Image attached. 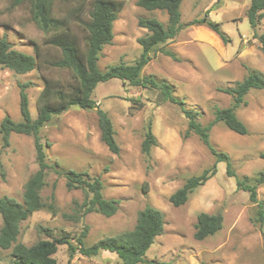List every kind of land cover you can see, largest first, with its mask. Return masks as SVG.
Here are the masks:
<instances>
[{
	"label": "rangeland",
	"instance_id": "374dc122",
	"mask_svg": "<svg viewBox=\"0 0 264 264\" xmlns=\"http://www.w3.org/2000/svg\"><path fill=\"white\" fill-rule=\"evenodd\" d=\"M136 1L125 0L114 24L113 43L104 46L98 62L102 70L114 64H132L139 58L143 47L138 38L147 33L138 24L140 17L155 16L168 22L166 11H150ZM250 1H231L232 6L226 9L225 0H184L181 23L188 25L152 53L141 73L142 77L156 80V85H130L111 78L100 82L94 90L96 108L72 106L53 115L40 129L47 161L58 164L56 168L99 176L104 197L118 199L119 209L111 216L98 212L82 215L80 204L86 192L81 188L68 189L66 177L50 168L41 195L53 208L46 206L23 220L18 242L30 246L39 239L63 234L76 242L75 237L87 227L84 241L91 245L103 237L132 229L138 212L151 205L163 212L165 227L146 253L148 262L140 264H264V224L257 218L259 205L252 201L248 191L238 187V178L254 183L264 170V91L251 89L245 97L247 102L236 110L249 128L247 134L236 133L222 122L210 130L212 145L229 154L235 175L228 173L226 161H218L215 175L197 187L184 204L175 206L170 201L171 194L190 176L211 168L216 158L196 133L185 136L189 119L183 106L171 101L162 87L163 83H171L173 95L183 100L185 108L197 111V119L205 125L213 120L215 106L226 107L233 101L230 94L220 89L242 80L247 68L264 74V50L253 42L252 33L258 32V27L254 29L245 16L243 20L233 18L242 17ZM207 6L212 9L209 18L231 38L230 43H224L205 25H190L206 14ZM90 9L89 4L84 20L89 19ZM73 26L83 41L86 31L79 23ZM260 30L264 32V20ZM50 33L31 20L27 5L10 11L8 2L0 0V37L6 35L13 48L37 59V67L26 73L0 66V123L5 115L16 121L22 119L20 84L30 82V110L36 117L44 77L55 84L70 79L69 72L51 65L61 57V49L48 42L52 38ZM164 49L175 51L179 59L166 54ZM97 108L105 110L112 119L119 153L112 152L101 139ZM149 127L157 143L145 153L142 142ZM37 169L33 135L13 132L10 144L4 146L0 133V197L22 201L25 183ZM257 192V199L264 205V184L258 186ZM200 212L220 213L223 217L221 228L204 239L195 237ZM1 226L0 214V229ZM11 251L12 247L0 248V264H14ZM68 252L67 244L58 246L57 264L119 262L116 253L102 250L90 257L77 251L69 263Z\"/></svg>",
	"mask_w": 264,
	"mask_h": 264
},
{
	"label": "trees",
	"instance_id": "16d2710c",
	"mask_svg": "<svg viewBox=\"0 0 264 264\" xmlns=\"http://www.w3.org/2000/svg\"><path fill=\"white\" fill-rule=\"evenodd\" d=\"M8 10H13L20 5H27L31 20L36 26L51 32V44L61 49V57L53 61L51 65L60 70L69 72L70 79L65 83L56 84L48 77H44L45 86L41 91L38 112L32 116L27 88L30 82L20 84V112L22 119L14 120L5 115L0 123V133L4 146L10 144V136L21 133L34 136L36 159L38 169L25 183L22 201L10 196L0 197V214L2 226L0 229V248L12 247L11 255L14 264H57L55 253L59 245L67 244L69 250V263L77 251L85 256L97 255L100 251H110L117 254V264H140L148 262L146 253L155 242L157 236L164 231V214L158 208L151 205L145 206L138 212L136 224L132 229L119 232L114 235L103 237L91 245H87L84 237L87 235V227L72 242L68 235L52 236L51 238L39 239L28 246L18 242L20 223L27 219L35 211L46 206L53 208V204H46L41 191L46 184V177L50 168L64 175L67 179L68 189L81 188L86 192L84 201L80 204L82 215L90 212L102 213L105 216L115 214L119 209L118 199H108L103 195V181L99 176H93L88 171L75 169L56 168L58 164H50L47 161L45 144L40 136V129L51 120L53 115L60 114L72 106L83 109L96 108L97 102L93 98V92L100 82L111 78H119L130 85L146 86V83L156 85V80L142 77L143 68L152 58L160 45L168 43L179 34L180 30L187 26L181 23V5L184 0H137L136 4L147 10H164L168 14L167 24L155 16L140 17L138 24L147 29V33L138 38L143 51L139 58L132 64L119 63L110 65L102 70L99 59L105 45L113 43L114 24L122 11L125 0H6ZM89 19L83 18L87 12ZM210 9L201 18H196L190 25H205L219 35L224 43L231 42V38L221 30L219 24L209 18ZM247 17L251 26L256 29L264 16V0H252L247 9ZM79 23L86 31L83 41L79 40L74 24ZM257 38L264 50V32L255 31ZM84 42V43H83ZM38 54L39 49L35 47ZM164 52L174 59H179L178 54L171 49ZM0 66L9 68L16 73H26L37 67L36 56L12 47L7 36L0 37ZM246 76L237 81L234 86L220 89L232 96L231 105L226 107H214V118L207 124L200 122L198 112L184 107L183 100L176 98L172 93L171 83H163L162 87L166 96L173 102L183 106V111L188 117V129L185 136L191 132L196 133L206 144L216 161L211 168L204 169L198 175H192L185 183L170 196V201L175 206L184 204L190 194L199 186L204 185L217 172V162L226 161L227 171L235 175L232 161L227 152L217 150L210 141V130L218 122H222L230 130L247 134V124L237 115V108L246 103V95L253 89H264V74L255 69L247 68ZM98 125L101 130V139L114 153L120 152V146L115 138V129L108 113L97 108ZM157 143L156 137L148 128L142 149L149 153L152 146ZM248 178L239 179L238 187L248 191L253 202L259 205L257 218L264 224V205L257 199L258 186L264 184V170L260 171L254 183H249ZM53 198V196H52ZM74 217V216H70ZM223 222L220 213L200 212L197 216L195 237L204 239L217 232Z\"/></svg>",
	"mask_w": 264,
	"mask_h": 264
},
{
	"label": "crops",
	"instance_id": "0c3cea01",
	"mask_svg": "<svg viewBox=\"0 0 264 264\" xmlns=\"http://www.w3.org/2000/svg\"><path fill=\"white\" fill-rule=\"evenodd\" d=\"M195 1H198V2H199L200 0H195ZM231 1H232V2H238V1H239V2H241V4H242V3H246L245 0H231ZM231 1H230V0H225L224 7H225L226 9H229V7L232 6L233 3H232ZM251 1H252V0H251ZM251 1H250V4H251ZM198 2H197V3H198ZM250 4H249V6H250ZM249 6H247V8H245V11H244L245 13H244V15H243L242 17L237 16V17H233V18H235V20H239V19L243 20V19H244V16H245V18L248 19L246 12H247V9H248ZM235 7H236V6H235ZM206 8H207V9H210V13H209V14H211L212 9H211L210 7H208V6H207ZM220 9H221V8H220ZM263 20H264V16H263V18L261 19L260 23H261ZM202 26H204V25H202ZM259 30H260V24H259V26H258V32L261 33L262 31H261V30L259 31ZM216 34H217V33H216ZM252 34H254V33H252ZM252 34H251V35H252ZM217 35H218V34H217ZM251 35H250V36H251ZM244 37H246V36H245V35H242L241 38H244ZM253 37H254V36H253ZM254 38H255V37H254ZM244 39L247 40L246 38H244ZM256 40H257L256 38L253 39L254 44L257 43V44L261 45L260 42H259V40H257V41H256ZM258 42H259V43H258ZM260 90H261V91H264V89H260Z\"/></svg>",
	"mask_w": 264,
	"mask_h": 264
}]
</instances>
